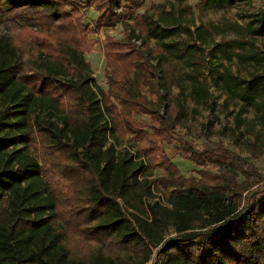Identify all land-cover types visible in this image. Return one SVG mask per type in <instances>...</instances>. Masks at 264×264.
I'll return each instance as SVG.
<instances>
[{"label":"trees","instance_id":"trees-1","mask_svg":"<svg viewBox=\"0 0 264 264\" xmlns=\"http://www.w3.org/2000/svg\"><path fill=\"white\" fill-rule=\"evenodd\" d=\"M134 1L0 0V18L10 23V30L52 23L75 31L84 23L77 6L92 8L93 22L107 25L119 21L121 3ZM141 21L144 33L128 26L124 39L106 44V54L127 61L134 74L121 80L108 74L107 93L94 81L83 49L62 44L63 61L43 51L25 55L10 34L0 35V264H147L154 249L159 257L153 264H264V191L242 204V194L253 184L241 166L233 177L203 182L183 175L165 155L146 164L135 142L130 144L134 150L117 149L122 138L113 123V100L136 108V115L147 110L152 116L161 106L168 110L172 102L175 114L170 128L178 126L183 115L181 91L171 94L179 85L165 65L167 60H184L191 68L197 66L192 60L196 45L176 40L175 26L144 21L143 16ZM249 25L245 28L249 34L263 35L264 14ZM146 38L161 52H140ZM187 78L195 100H205L207 81L190 74ZM148 81L156 101H146L139 89ZM220 83L233 98L263 108L264 114V71L241 79L224 69ZM64 97L72 99L69 108ZM37 134L45 147L65 155L72 172L87 174L78 195L81 204L72 218V227L88 241L84 251H73L67 229L57 221L59 200L32 153ZM180 151L201 167L200 177L206 164L218 163L223 172L229 156L223 149ZM160 166L171 180L170 189H165L163 180L159 185L152 178ZM238 175L243 176L241 182ZM62 221L67 226L69 220Z\"/></svg>","mask_w":264,"mask_h":264},{"label":"rangeland","instance_id":"rangeland-1","mask_svg":"<svg viewBox=\"0 0 264 264\" xmlns=\"http://www.w3.org/2000/svg\"><path fill=\"white\" fill-rule=\"evenodd\" d=\"M208 2L209 0L123 2L119 5V12L122 13L119 21L107 25L93 22L96 12L92 8L82 10L77 6L78 11L84 16V23L75 31H67L52 23L10 30V23L0 18V35L10 34L13 42L25 52V55L43 51L53 59L63 61L59 51L62 44L69 43L83 49L85 60L91 66L94 81L107 93L108 74L113 73V77L120 80L122 77L132 79L134 76L132 71H128L127 61L116 60L106 54L108 42L124 39L128 26L138 27L144 33L142 16L144 21L150 19L163 25L168 22V25L175 26L176 40H186L196 45V53L192 57L197 63L196 67L191 68L184 60H167L165 65L168 76L172 75L179 85L172 88L171 94L176 95L179 90L181 91L183 114L181 123L170 128L171 119H174L175 114L172 102L168 110L161 106L155 116L147 110L136 115V108L121 105L111 98L113 123L122 138L117 149L124 150L129 146L134 150L130 144L135 142L139 153L145 154L142 158L146 164L150 160L153 163L159 162L165 155L183 175L195 176L203 182L206 180L215 182L212 178L217 176L218 181L225 180L224 178L229 175L233 177L239 174L237 168L241 166V169L247 171V180L253 184L242 194V204L251 203L264 191L263 108L233 98L221 85L220 75L224 69H228L237 78L247 79L252 73L264 71V34L251 35L245 29L255 18L264 14V0H232L223 5ZM143 41L146 44L139 50L140 52L149 50L153 55L161 52L153 40L146 38ZM215 44H219V50L215 48ZM147 61L145 59L146 66L149 67ZM188 74L197 76L203 82L207 81L209 96L205 100H195L191 82L187 78ZM113 87L116 88L117 85ZM139 89L145 94L146 101L158 99L154 94V86L149 81L140 85ZM62 100L68 107L72 99L64 97ZM131 137L136 140L129 141ZM42 140L40 135H35L32 153L39 160L41 172L59 200L60 219L57 221L61 225L64 224V230L67 229V241L73 251L75 249L84 251L86 246L88 247V241L83 239L78 228L72 227V218L74 210L81 204L78 195L82 191L83 178L87 177V174L81 171L72 172L70 167L73 165H69L70 162L65 160V155L49 150ZM183 147L197 151L204 148L213 151L223 149L229 154L222 166L223 172L215 165L218 163L206 164L203 166L205 170L202 173L203 177H200L197 171L201 167L194 164L190 158L182 156L180 149ZM152 178L159 185L160 180H163V184L166 183L165 189H170L171 180L164 166L157 167ZM236 179L237 182H241L243 176L238 175ZM252 191L256 193L248 196ZM159 195L160 193L157 196ZM64 217L69 220L67 226L62 221ZM158 257L154 249L147 264H153Z\"/></svg>","mask_w":264,"mask_h":264}]
</instances>
